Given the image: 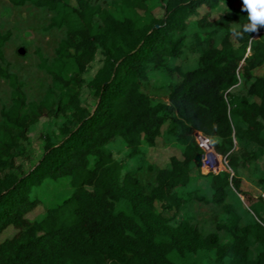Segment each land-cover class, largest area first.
Masks as SVG:
<instances>
[{
	"label": "trees",
	"instance_id": "obj_1",
	"mask_svg": "<svg viewBox=\"0 0 264 264\" xmlns=\"http://www.w3.org/2000/svg\"><path fill=\"white\" fill-rule=\"evenodd\" d=\"M6 1L48 9V28L65 37L50 65L39 55L51 77L39 102L0 65L11 88L0 111V264H264V202L241 188L264 192V27L233 34L248 23L242 0ZM157 76L165 102L143 91ZM195 134L230 172H200ZM159 147L179 156L147 192L136 174ZM62 182L68 195L47 205ZM190 200L222 207L225 242L181 214Z\"/></svg>",
	"mask_w": 264,
	"mask_h": 264
},
{
	"label": "rangeland",
	"instance_id": "obj_2",
	"mask_svg": "<svg viewBox=\"0 0 264 264\" xmlns=\"http://www.w3.org/2000/svg\"><path fill=\"white\" fill-rule=\"evenodd\" d=\"M72 5L75 0H69ZM95 6L104 8L108 0H91ZM156 0H149V5H154ZM224 3H221V7ZM53 13L45 8H36L30 5L23 7L12 6L6 0H0V34L8 35V40L4 44L3 61L0 65L15 74L23 84V91L28 103L39 102L43 99L45 92L51 85L50 75L40 68L39 55H42L47 64L50 65L55 57V50L61 40L65 37L64 29L48 28ZM23 51V54L19 53ZM256 75H264V66L260 68ZM168 81L160 76L156 80H151L143 85V91L154 101H166ZM11 88L6 80L0 77V111L10 104ZM40 124L37 126L33 135H38ZM197 142V141H196ZM198 144V142H197ZM119 153L115 152L118 158ZM179 156V151L171 147H159L151 149L148 155V162L137 172L136 176L147 192H150L156 185V174L158 167L164 164L170 156ZM202 158L207 167L199 168L202 174L222 171L230 172L225 158L219 156L213 150V155L202 151ZM202 163V162H201ZM152 165V169L148 165ZM241 188L255 197L264 195V192L255 188L249 182L243 180ZM68 188L65 183H58L49 188L44 200L47 205L60 201L68 195ZM234 195L230 194L228 200H234ZM243 200V197L240 196ZM263 202H264V198ZM238 211L249 216L252 214L247 205L241 202ZM37 209L28 217L35 218L41 213ZM181 214L195 225L203 234L217 232L220 240H227L226 234L216 230L217 224L224 220L222 207L214 204H204L196 200H190L182 209ZM13 230H8L6 236H12Z\"/></svg>",
	"mask_w": 264,
	"mask_h": 264
},
{
	"label": "clouds",
	"instance_id": "obj_3",
	"mask_svg": "<svg viewBox=\"0 0 264 264\" xmlns=\"http://www.w3.org/2000/svg\"><path fill=\"white\" fill-rule=\"evenodd\" d=\"M242 3V10L247 12L248 23L231 29L237 37H242L244 33L257 32L260 27H264V0H242Z\"/></svg>",
	"mask_w": 264,
	"mask_h": 264
},
{
	"label": "built area",
	"instance_id": "obj_4",
	"mask_svg": "<svg viewBox=\"0 0 264 264\" xmlns=\"http://www.w3.org/2000/svg\"><path fill=\"white\" fill-rule=\"evenodd\" d=\"M195 140L198 142V146L200 147V149L203 151V152H207L208 154H211L213 155V148L212 146L210 145V142L207 138H205L204 136H202L201 134H195ZM203 157V156H202ZM202 166L203 167H207L206 166V163L204 161V159L202 158ZM262 198H264V195H262Z\"/></svg>",
	"mask_w": 264,
	"mask_h": 264
},
{
	"label": "water",
	"instance_id": "obj_5",
	"mask_svg": "<svg viewBox=\"0 0 264 264\" xmlns=\"http://www.w3.org/2000/svg\"><path fill=\"white\" fill-rule=\"evenodd\" d=\"M19 53L20 54H23V51L22 50H19ZM201 155H197L196 157H195V161H196V163H197V167L198 168H201L202 167V163H201Z\"/></svg>",
	"mask_w": 264,
	"mask_h": 264
}]
</instances>
